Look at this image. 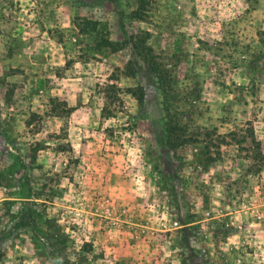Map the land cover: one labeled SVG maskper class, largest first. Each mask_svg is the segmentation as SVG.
<instances>
[{"label": "rangeland", "instance_id": "1", "mask_svg": "<svg viewBox=\"0 0 264 264\" xmlns=\"http://www.w3.org/2000/svg\"><path fill=\"white\" fill-rule=\"evenodd\" d=\"M0 264H264V0H0Z\"/></svg>", "mask_w": 264, "mask_h": 264}, {"label": "trees", "instance_id": "2", "mask_svg": "<svg viewBox=\"0 0 264 264\" xmlns=\"http://www.w3.org/2000/svg\"><path fill=\"white\" fill-rule=\"evenodd\" d=\"M165 73L158 76L157 80H158V88L160 90H162L164 93V97H165L164 98V101H165L164 107H165L166 113L169 116L171 111H173V104L178 103L181 100V98L178 97L177 93L175 92V90H176L174 87L175 80L172 77L167 76ZM108 87L113 88L112 90H114V91L112 92V96H111V94L109 96L110 99H112V100L110 101V103H108V105H106V107L104 109L109 115H111L112 112L114 111L115 107H116L115 99L117 101L118 100L120 101L119 94L121 92V88L119 86H117L116 84L108 85ZM137 90L135 92H133L132 94L138 100L141 107L145 109L147 102H148L146 92L143 90L142 87H139ZM113 103H115V104H113ZM110 104H113L114 106H111ZM174 111L178 112L177 110H174ZM174 135H176V134H174ZM199 135L200 134H196L195 138H194L193 136H191V137L187 136V134H178L175 136V140L177 142L176 144L186 143L189 140L198 142L197 137Z\"/></svg>", "mask_w": 264, "mask_h": 264}]
</instances>
